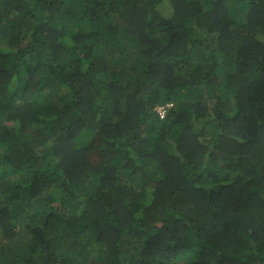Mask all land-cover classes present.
Segmentation results:
<instances>
[{
	"label": "trees",
	"instance_id": "16d2710c",
	"mask_svg": "<svg viewBox=\"0 0 264 264\" xmlns=\"http://www.w3.org/2000/svg\"><path fill=\"white\" fill-rule=\"evenodd\" d=\"M0 264H264V0H0Z\"/></svg>",
	"mask_w": 264,
	"mask_h": 264
},
{
	"label": "built area",
	"instance_id": "2783aa9c",
	"mask_svg": "<svg viewBox=\"0 0 264 264\" xmlns=\"http://www.w3.org/2000/svg\"><path fill=\"white\" fill-rule=\"evenodd\" d=\"M159 112H160L161 116L164 117V115H165V110L163 109V107H160V108H159Z\"/></svg>",
	"mask_w": 264,
	"mask_h": 264
}]
</instances>
